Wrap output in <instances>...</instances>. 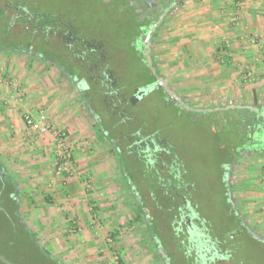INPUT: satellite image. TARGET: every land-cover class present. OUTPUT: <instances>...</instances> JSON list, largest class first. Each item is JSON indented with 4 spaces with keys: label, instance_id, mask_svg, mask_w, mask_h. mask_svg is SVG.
Instances as JSON below:
<instances>
[{
    "label": "rangeland",
    "instance_id": "374dc122",
    "mask_svg": "<svg viewBox=\"0 0 264 264\" xmlns=\"http://www.w3.org/2000/svg\"><path fill=\"white\" fill-rule=\"evenodd\" d=\"M193 1L198 0H186L184 6ZM15 8L27 15L35 27L57 30L60 35L41 38L19 34L24 30L22 22L10 29ZM172 22L173 14L157 27L150 53L161 80L189 112L160 89L146 87L150 77L137 50V36L145 18L131 0H0V50L24 48L31 56L44 59L42 69L52 71L51 82L58 83L59 88L65 83L71 85L66 72L77 75L82 79V89L89 91L88 97L101 88V80L90 70L93 65L83 57L89 53L102 59L103 68L114 74L129 99L123 106L129 121L125 125L117 123L120 115L103 99L95 97L92 110L86 106L101 121L102 128L96 131L107 136L98 143L105 148L102 158L110 157L106 164L117 170L115 181L120 185L126 181L121 192V196L124 192L129 198L122 219L124 229L102 237L94 235L97 249H93L92 242L89 251H70L66 243L55 244L54 248L47 233L36 234L27 212L18 214L37 235L40 247L63 264L110 263L113 255H118L122 264H264V149H259L264 140L259 137L258 126L246 127L247 115L225 111L229 107L264 106V90H259L260 101H253L251 85L256 84L255 75L247 77L246 72L237 76L238 81L233 82L237 90L229 89L227 99L223 92L202 88L201 83V89L194 90V82L190 84L186 75V69H190L186 47L178 45L177 38L172 40L171 34L161 35ZM70 37L76 42L68 41ZM72 50L83 53L77 54L81 60L70 53ZM177 55H181L183 70L177 68ZM219 59L224 60L221 56ZM55 72L60 73L58 77H54ZM139 89L144 95L130 103ZM76 96L80 98L81 94ZM109 129L108 135L102 133ZM143 137L149 144H138ZM235 153L241 155L231 166L228 184L234 191L230 197L226 168ZM4 164L20 188L33 183L27 172L17 167L18 163ZM181 197L186 204L179 203ZM234 209L244 218L251 235L239 229ZM137 215L141 221L135 220ZM185 215L193 231L184 226ZM112 234L115 236L109 246L105 236ZM71 235L79 237L77 233Z\"/></svg>",
    "mask_w": 264,
    "mask_h": 264
},
{
    "label": "crops",
    "instance_id": "0c3cea01",
    "mask_svg": "<svg viewBox=\"0 0 264 264\" xmlns=\"http://www.w3.org/2000/svg\"><path fill=\"white\" fill-rule=\"evenodd\" d=\"M170 34L172 40L177 38L178 45L184 44L182 47L188 51L190 69H184L188 70L189 83L194 82V90L199 91L201 83L202 88L223 92L227 99L229 89L237 90L233 84L238 81L237 76L250 70L256 80L251 85V96L253 101H260L259 90H264V0L193 1L173 15V22L161 35ZM251 39H256L258 45L252 46ZM180 56H176L179 57L177 68L183 70ZM220 56L224 60L219 61ZM37 60L26 53L0 51V66L15 76L22 97L20 102L9 99L8 89L0 94V156L4 163H18L20 171H26L29 182H33L20 188L10 173L20 192L18 214L27 212L33 231L47 233L54 248L55 244L66 243L70 245L67 250L85 252L94 242L91 245L97 249L96 233L90 227V207L102 226L97 235L102 237L124 229L122 219L129 198L124 192L121 196V192L126 181L121 185L115 181L117 170L106 164L110 157L102 158L106 155L105 148H100L98 143L107 136L96 131L98 122L86 110L82 95L76 96L82 83L78 87L66 75L71 85L65 83L59 88L58 83L51 82L52 71L42 69L43 61L37 63ZM26 112L34 117L44 112L55 128L68 135L75 155L76 177L54 180L53 139L50 135L30 137L23 121ZM87 186L91 187L90 191ZM69 219L78 222V238L71 235Z\"/></svg>",
    "mask_w": 264,
    "mask_h": 264
},
{
    "label": "trees",
    "instance_id": "16d2710c",
    "mask_svg": "<svg viewBox=\"0 0 264 264\" xmlns=\"http://www.w3.org/2000/svg\"><path fill=\"white\" fill-rule=\"evenodd\" d=\"M186 0H131V4H134V9L141 12V15L145 18L144 25L141 26V29L137 36V50L139 52L140 61L145 65V68L149 74L150 80L147 83L146 87L149 89H159L158 81L162 79L159 71L152 70L148 66V62L145 59V55L143 50L146 48L145 44L148 43L146 39L150 41L152 37L156 34L155 28L158 25H161L170 15H176L179 13L183 7L184 2ZM146 7L145 13H143V8ZM27 51L24 48H14V51ZM44 61V59L42 60ZM156 63H152V66H155ZM68 77L71 78V81L76 84H81V80H79L78 76L70 75L67 72L65 73ZM101 83V82H100ZM161 91L164 92L163 89L160 88ZM85 92V93H84ZM89 92V91H87ZM87 92L83 89L80 90V93L85 100L86 105L90 110L91 104H93L94 98H100L106 101V105H115L114 100H126V94L120 89H115V91L105 90L103 88L96 91V94L87 96ZM117 93L118 96H115ZM165 93V92H164ZM85 94V95H84ZM166 95V93H165ZM91 96V97H90ZM167 96V95H166ZM168 98V96H167ZM169 99V98H168ZM113 100V101H111ZM126 103V102H125ZM127 104V103H126ZM118 105V104H117ZM119 112L123 109V106H119ZM89 110V111H90ZM225 111L227 112H235L242 113L248 116V120L245 125L249 129L255 128V125L258 126L261 140H264V106H255V107H229ZM202 113H210V111H202ZM91 114V113H90ZM96 118V116H94ZM97 119V118H96ZM120 123V116L118 117ZM98 120V119H97ZM127 123L129 122L126 118ZM98 124L101 127V121L98 120ZM251 126V127H249ZM102 128V127H101ZM107 129V128H106ZM107 130H103L102 133H106ZM109 131H111L109 129ZM114 143V142H111ZM259 149H264L263 146H259ZM249 151V150H247ZM264 151V150H263ZM244 153V152H243ZM241 155V153H235L231 157V161L229 162L226 172L229 176L231 171V166L236 158ZM228 183V182H226ZM4 186V192L0 195V200L2 201L0 207V254L6 257L10 262L14 264H63L60 260L54 258L50 252L44 250L40 247L39 241L37 239V235L30 230L26 225H24L18 215V211L20 209L19 195L20 192L15 184V182H7L6 184L0 181V191ZM234 189L231 185H229V196L232 195ZM182 200H179V203ZM232 208L234 205L230 198ZM183 206V204H182ZM235 214L237 215L236 221L238 222L239 229L241 231L248 229V226L245 223L244 218L240 217L237 210L234 209ZM136 221H141V216L137 215L135 218ZM171 221V219H170ZM182 224V223H181ZM184 226L191 230L188 224L184 221ZM193 231V230H191ZM249 233L250 232H243ZM114 234L111 235L112 239H114ZM253 236V235H252ZM262 241V240H260ZM264 242V241H262ZM0 264H4L0 261Z\"/></svg>",
    "mask_w": 264,
    "mask_h": 264
},
{
    "label": "built area",
    "instance_id": "2783aa9c",
    "mask_svg": "<svg viewBox=\"0 0 264 264\" xmlns=\"http://www.w3.org/2000/svg\"><path fill=\"white\" fill-rule=\"evenodd\" d=\"M250 43L252 46H257L258 41L256 39H251ZM247 77L252 76V72L250 70H246ZM4 89L10 90V94L6 96L14 101L20 102L22 101L21 92L19 91L18 82L14 75L6 73L5 66H0V94ZM23 121L26 129L30 133L29 136L32 138H39L42 136L50 135L53 139V150L52 153L55 158V172H54V180H63L67 178H74L77 174V166L75 161V155L73 147L69 142L68 135L61 130H58L54 127L51 119L44 113L41 112L38 117H34L30 112H26L23 115ZM53 180V181H54ZM88 190H91L90 186H87ZM91 213V221L90 227L97 234L99 230H101L102 226L100 224L99 216L94 211V208L90 207ZM72 224L71 234H76L79 231V226L73 220H70ZM107 239V243L109 246H112L113 240L110 236H105ZM112 254H115L114 252ZM111 257L110 263L102 261L101 264H122L120 261V257L117 255H113Z\"/></svg>",
    "mask_w": 264,
    "mask_h": 264
},
{
    "label": "flooded vegetation",
    "instance_id": "af4514ba",
    "mask_svg": "<svg viewBox=\"0 0 264 264\" xmlns=\"http://www.w3.org/2000/svg\"><path fill=\"white\" fill-rule=\"evenodd\" d=\"M14 11H15V13H14V15H13V17L11 18V26H10V29L12 28V26H15V23H20V22H22V26L24 27V30H21V31H19L18 33L19 34H24V33H27V35H29L30 37L31 36H36V35H38V36H40L41 38L42 37H46L48 34H58V35H60V31H45L44 29H40V27H35L34 26V24H33V22H32V20L27 16V15H25L21 10H19L18 8H15L14 9ZM4 15H5V12H4ZM159 26V25H158ZM157 28H155V30H156ZM153 39V37L151 38V40ZM151 40L149 41L148 40V38L146 39V41L148 42V43H146L145 44V49L143 50V53H144V55L145 54H147L148 55V57H149V63H150V65H149V63H148V66L152 69V70H156L157 71V65L155 64V66H152V63L154 62V60H153V58H152V56H151V46H150V42H151ZM68 41H75V39H73V38H68ZM76 42V41H75ZM69 44H71L70 42H69ZM0 51H13V52H15L14 51V48H7V49H3V50H0ZM16 52H21V53H26V54H29V55H31L32 53H28V51H16ZM83 52H85V49H83ZM70 53H72V54H74V55H76L77 56V54H79V55H81V56H83L82 54V52L81 51H79V50H72ZM77 56L76 57V59L77 60H81V58L82 57H80V56ZM86 56H83V57H85V60H86V63L88 64V65H93V67H94V69L93 68H91L90 70L96 75V77L97 78H99L100 80H101V84H100V87L101 88H103V89H105V90H111V91H115V89H118V90H120V88H119V86H118V84L116 83V78H115V76H114V74L112 73L111 75L108 73V71H106L104 68H103V61H102V59L101 58H97V57H93V56H91V55H89V53H86L85 54ZM145 59H146V57H145ZM147 61V60H146ZM155 63V62H154ZM110 72V71H109ZM81 82H82V80H81ZM85 83H86V81H85ZM79 85L80 84H78V87H79ZM95 85H97V83H95ZM82 86V85H81ZM166 87V86H165ZM100 88V89H101ZM144 88V87H143ZM158 88L160 89H163L164 90V86H158ZM82 89V87H80V90ZM141 90H143V89H139V90H136V93L134 94V96H133V98H131V100H130V103H131V101H132V103H134V102H137V97H139V98H141V96H143L144 95V93L141 91ZM115 96H118L117 95V93H116V95ZM111 101H113V100H111ZM113 102H115V106H112V104L110 105H106V101H105V105L106 106H110L111 108H114V111H116L119 115H120V118L122 119V120H120V123L119 124H123V125H125V124H127V121L125 120V118H126V115H125V112H124V109H122L120 112H119V106H126V103H128V101H124L123 99L122 100H114ZM126 102V103H125ZM177 104H178V106L179 107H181L182 109H184V110H187L188 112L190 111L185 105H183V104H181L179 101H175ZM118 104V105H117ZM113 110H112V112H114ZM191 111H195V110H191ZM93 116V118L95 119V121L96 122H98V120L94 117L95 115H92ZM112 117H113V115H112ZM100 126V125H99ZM110 133V131H106V135H108ZM144 139V140H143ZM139 140V139H138ZM145 141V142H144ZM148 141L149 140H147V139H145L144 137L141 139V141H138V144L139 145H142V146H145V144L147 143V144H149L148 143ZM153 147H151V149H152ZM228 178H229V176H227V181L226 182H228ZM0 181L2 182V183H4V184H6L7 182H14V180H13V178H12V176H11V174H10V171H9V169L7 168V166L4 164V162H3V160H2V158H1V156H0ZM227 185L229 186V184L227 183ZM4 192V186H3V188H2V190L0 191V195L2 194ZM231 197V196H230ZM181 200H182V202L184 203V204H186V200H185V198H183V197H181L180 198ZM1 201V200H0ZM1 203H2V201H1ZM184 220H185V222L188 224V226H189V228L191 229V230H194V227L193 226H191V224H190V220L187 218V216L185 215L184 216ZM249 232V230L248 229H246V230H243V232Z\"/></svg>",
    "mask_w": 264,
    "mask_h": 264
},
{
    "label": "water",
    "instance_id": "95a60500",
    "mask_svg": "<svg viewBox=\"0 0 264 264\" xmlns=\"http://www.w3.org/2000/svg\"><path fill=\"white\" fill-rule=\"evenodd\" d=\"M146 60L149 63V57L147 54H145ZM150 65V63H149ZM158 84L160 86H164V92L166 93V95L168 96L169 99L173 100V101H179L181 103V101L179 100V98H177L176 96H174L168 89L167 87H165V84L162 80L158 81ZM182 104V103H181ZM0 207H1V201H0ZM243 233V231H241ZM0 261H2L4 264H14L12 262H10L6 257H4L2 254H0Z\"/></svg>",
    "mask_w": 264,
    "mask_h": 264
}]
</instances>
